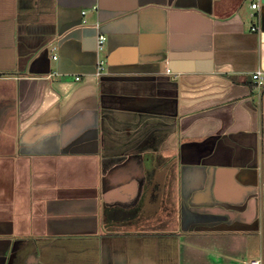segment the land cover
Segmentation results:
<instances>
[{
	"label": "crops",
	"instance_id": "0c3cea01",
	"mask_svg": "<svg viewBox=\"0 0 264 264\" xmlns=\"http://www.w3.org/2000/svg\"><path fill=\"white\" fill-rule=\"evenodd\" d=\"M250 13L0 0V264H264V5Z\"/></svg>",
	"mask_w": 264,
	"mask_h": 264
},
{
	"label": "built area",
	"instance_id": "2783aa9c",
	"mask_svg": "<svg viewBox=\"0 0 264 264\" xmlns=\"http://www.w3.org/2000/svg\"><path fill=\"white\" fill-rule=\"evenodd\" d=\"M251 17H257L260 15L262 0H249ZM259 27L257 25L252 26V30H258ZM107 37L104 34H100L97 37V50L101 53L105 49ZM107 60L104 56H99L97 61V73L102 74L106 69ZM252 79L255 81L258 88H261L264 85V73L261 70L256 71L252 74ZM251 264H262L260 260L252 261Z\"/></svg>",
	"mask_w": 264,
	"mask_h": 264
},
{
	"label": "rangeland",
	"instance_id": "374dc122",
	"mask_svg": "<svg viewBox=\"0 0 264 264\" xmlns=\"http://www.w3.org/2000/svg\"><path fill=\"white\" fill-rule=\"evenodd\" d=\"M149 173H150V175H151V177L153 176V174H155L156 173V170L155 169H151L150 171H149Z\"/></svg>",
	"mask_w": 264,
	"mask_h": 264
},
{
	"label": "water",
	"instance_id": "95a60500",
	"mask_svg": "<svg viewBox=\"0 0 264 264\" xmlns=\"http://www.w3.org/2000/svg\"><path fill=\"white\" fill-rule=\"evenodd\" d=\"M262 5H264V0H262Z\"/></svg>",
	"mask_w": 264,
	"mask_h": 264
}]
</instances>
